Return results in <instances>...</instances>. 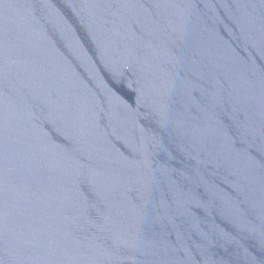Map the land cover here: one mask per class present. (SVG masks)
<instances>
[{
    "label": "water",
    "instance_id": "water-1",
    "mask_svg": "<svg viewBox=\"0 0 264 264\" xmlns=\"http://www.w3.org/2000/svg\"><path fill=\"white\" fill-rule=\"evenodd\" d=\"M0 264H264V0H0Z\"/></svg>",
    "mask_w": 264,
    "mask_h": 264
}]
</instances>
